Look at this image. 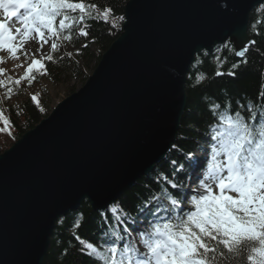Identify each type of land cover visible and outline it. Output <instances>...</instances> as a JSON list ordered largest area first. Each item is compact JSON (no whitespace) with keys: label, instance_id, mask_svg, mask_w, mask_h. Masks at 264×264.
I'll list each match as a JSON object with an SVG mask.
<instances>
[{"label":"water","instance_id":"1","mask_svg":"<svg viewBox=\"0 0 264 264\" xmlns=\"http://www.w3.org/2000/svg\"><path fill=\"white\" fill-rule=\"evenodd\" d=\"M263 3L127 0L86 81L0 153V264H42L59 218L105 208L150 172L176 140L194 57L247 47Z\"/></svg>","mask_w":264,"mask_h":264},{"label":"snow or ice","instance_id":"2","mask_svg":"<svg viewBox=\"0 0 264 264\" xmlns=\"http://www.w3.org/2000/svg\"><path fill=\"white\" fill-rule=\"evenodd\" d=\"M0 10L4 15L0 19V51L10 54L13 60H18L20 53L27 58L25 44L32 36L44 44L48 43L46 36L71 41L72 30L83 25L78 35L86 37V19L97 13L96 18L107 22L112 13L111 7L101 12L97 4L85 0H0ZM124 19L119 17L120 21ZM14 20L21 27H15ZM59 47L52 43L51 52ZM248 52L249 48L242 47L235 55L244 58ZM53 59L52 54L33 58L24 76L12 83H31L37 74L48 72L45 61ZM241 63L246 65L247 60L242 59ZM231 67L233 71L227 75L234 77L240 64L233 63ZM5 71L0 67V74ZM223 75L222 71L215 72V76ZM11 92L9 87L8 93ZM259 96L262 102L258 106L239 105L234 112L230 105L221 111L220 103L213 104L211 111L216 122L208 129L211 156L206 168L191 153L186 164L173 168L177 176L185 167L200 169L196 179L197 188L202 191L194 190L189 200L187 193L180 191L184 186L166 175L163 180L175 192L169 195L157 187L161 195L150 194L135 210L123 205L111 207L109 211L122 229H105L103 247L77 236L79 251L98 264H264V91ZM31 99L38 102L36 95ZM0 121L5 127L10 124L2 112ZM172 163L175 166L177 161ZM186 203L191 204L188 210L184 208ZM138 218L143 228L134 227Z\"/></svg>","mask_w":264,"mask_h":264},{"label":"trees","instance_id":"3","mask_svg":"<svg viewBox=\"0 0 264 264\" xmlns=\"http://www.w3.org/2000/svg\"><path fill=\"white\" fill-rule=\"evenodd\" d=\"M126 1L85 0V3L97 4L101 12L105 7H111L112 13L107 22L102 17L96 18L97 13H94L92 18L86 19L84 23L87 24L89 31L86 37L78 35L83 25L72 30L73 39L68 42L72 45H79L81 54L85 57L82 66H77L78 58L74 59L69 54L50 52L54 59L51 62L45 61L48 72L37 74L36 79L31 83L26 80L25 86L32 87L42 78L63 82L70 78L72 72L80 76L81 68L85 69L91 65L93 69L100 55L120 32L123 21H120L119 17L123 16V6ZM113 24L117 26L113 27ZM248 34L251 44L247 47L249 52L242 58L247 60L246 65L241 63L242 59L235 57L234 50L229 45L217 47L210 55L201 53L195 57L186 75V106L172 149L155 165L152 171L138 178L104 212L92 211L90 205L83 202L75 211L59 219L50 236L42 264H98L94 258L79 251L81 245L76 239L77 236L85 239L86 242L99 243L103 247L105 246L104 230L119 231L123 227L116 223L115 217L109 211L111 207L123 205L125 209L135 210L140 207L139 202H146L145 198H150V194L161 195L157 187L164 189L169 195L175 192L176 190L170 189L165 183L163 177L170 175L173 180H178L181 184L185 182L190 169L185 167L181 176H177L173 168L186 164L189 159L187 153L193 154L200 145L210 144L211 133L208 129L212 123L216 122L211 111L213 104L220 103L221 111L224 110V106L230 105L234 112L239 105L258 106L262 102L259 93L264 91V4L250 13ZM253 40L256 44L252 43ZM233 63L240 64V67L235 70L236 75L230 77L227 72L233 71L231 67ZM216 71H222L225 75L215 76ZM201 76L203 79H198ZM23 82L21 81V87H24ZM74 90V87H70L68 93ZM32 92L31 95L13 104H0V112L10 121L8 127L0 121V129H4L0 131V153L47 116L50 111L46 92L44 90H33ZM33 95L37 96L38 102L31 99ZM241 111L247 116L248 113L244 109ZM173 160L177 161L175 166L172 163ZM137 224H139V218Z\"/></svg>","mask_w":264,"mask_h":264},{"label":"rangeland","instance_id":"4","mask_svg":"<svg viewBox=\"0 0 264 264\" xmlns=\"http://www.w3.org/2000/svg\"><path fill=\"white\" fill-rule=\"evenodd\" d=\"M3 15L0 13V19ZM15 27H21L18 23ZM48 43L44 44L38 37L32 36L28 39L25 44V48L28 52L27 58L23 53L19 54L18 60H13L11 55L0 51V57H2V62H0V67L6 69L5 73L0 74V80L4 81V85L0 86V104L9 105L17 101L23 100L26 96L30 95L33 90L40 91L44 90L49 99L48 107L53 108L58 102L69 95V88L74 87L78 89L83 82L85 81L84 76H88L92 72L91 65L82 69L81 75L77 76L73 72L70 75V78H67L63 82H54L50 79H42L40 82L36 83L32 87H21L20 85H14L13 80L19 79L24 76V72L27 68L28 63L31 62L33 58H40L41 55H48L51 49V44L53 43V38L46 36ZM42 45V47H41ZM92 49V48H90ZM60 53H71L72 56L79 55L77 60V66H82V62L85 57L82 56L79 45H72L67 42L60 43V47L57 50ZM35 53V55H33ZM18 62L15 67L8 68V65L11 63ZM23 65V66H20ZM22 81V80H21ZM12 88V92L8 93V88ZM10 96V98H9ZM205 154L201 153L198 155V158H204ZM199 170H195L191 173V176L188 180L187 186L185 188L188 198L194 194V190L202 191V189L197 188V176H199ZM187 205L189 203H186ZM143 251V248H141Z\"/></svg>","mask_w":264,"mask_h":264},{"label":"bare ground","instance_id":"5","mask_svg":"<svg viewBox=\"0 0 264 264\" xmlns=\"http://www.w3.org/2000/svg\"><path fill=\"white\" fill-rule=\"evenodd\" d=\"M18 64V62H15V63H11L10 65H8V68H11V67H15L16 65ZM86 202V201H85ZM114 202H111L109 205H107L105 208H103V209H97V210H94V209H91L92 211H98L99 213L100 212H104L109 206H111L112 204H113ZM81 205V204H80ZM79 205V206H80ZM62 217H64V216H62ZM57 222V221H56ZM56 224V223H55Z\"/></svg>","mask_w":264,"mask_h":264}]
</instances>
